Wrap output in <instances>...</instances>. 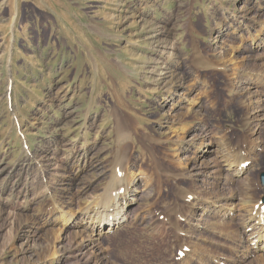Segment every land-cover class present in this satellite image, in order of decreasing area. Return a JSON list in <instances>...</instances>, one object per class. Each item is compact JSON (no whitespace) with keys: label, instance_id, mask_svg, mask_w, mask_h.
Masks as SVG:
<instances>
[{"label":"rangeland","instance_id":"1","mask_svg":"<svg viewBox=\"0 0 264 264\" xmlns=\"http://www.w3.org/2000/svg\"><path fill=\"white\" fill-rule=\"evenodd\" d=\"M263 24L264 0H0V264H264L248 203L213 206L246 196L218 172L237 154L262 205ZM196 157L210 177L193 176ZM120 162L136 179L126 223L96 252L72 223L54 240L52 205L77 214Z\"/></svg>","mask_w":264,"mask_h":264},{"label":"bare ground","instance_id":"2","mask_svg":"<svg viewBox=\"0 0 264 264\" xmlns=\"http://www.w3.org/2000/svg\"><path fill=\"white\" fill-rule=\"evenodd\" d=\"M262 28L264 29V26H262ZM261 35L263 36L262 39L258 37L259 35L252 37L253 38L252 44L256 45V47L260 46V48L262 47V45H259V43L264 44V32L263 33L261 32ZM232 54L233 53L230 52L229 55H227L228 58L227 62L229 64H232L231 65L232 69H235L236 67L233 66L234 58ZM198 60L196 64L199 67L201 65H204L203 63H200V61ZM166 91L169 92L168 89ZM249 94L252 98L255 96V93H253V91L250 92ZM196 100H198V97ZM196 100H194V102H190L189 105H193V104L198 105L199 102L197 103ZM257 101L259 103L261 101L264 102V99L260 100V98H257ZM255 109H258V106ZM259 111H263V108ZM258 116L259 115H257L256 117ZM261 117L263 118V116ZM119 132L121 134V131ZM128 138H130L133 142L135 141L134 137H128ZM203 144H204L203 140H201V142H199L198 144V150H201ZM210 148L211 150L208 151L207 153H214V151H216L215 149H212L215 147L211 146ZM203 152L204 151H202V153ZM87 154H88L87 151H84L83 154H81L80 158L76 159V163H75L76 169H82L84 167V165L86 164L85 158ZM223 157L224 159L220 161L221 165H219L218 172L220 173L221 171L226 172L227 175L224 176V180L226 181L227 180L239 181L242 184L243 193L246 196H244L245 198H243L242 200L237 199V196L236 197L227 196L225 198L216 199V201H213L215 203L213 205L214 209L217 211V213L219 212L226 214L227 213L226 211L228 210L226 208V205L229 202H233L237 200L239 205L241 206L244 204L246 205L248 203V206L246 205L243 212L241 213V215H244L243 216L244 218L242 219L241 222L242 229L245 232L249 233L246 247H249V250H254L256 253H258V255L264 256V208L262 207L264 203H262V205H257L255 209V204L259 200H252L248 195L249 187L251 186V183L254 178L253 176H251L252 174H249L250 168L252 167V162H251L252 158L244 157L238 154L228 155V158L225 157V155ZM129 158H130V154L123 156L121 158V161L126 163L128 162ZM196 161H198V163L195 164L191 170L194 173L193 176L194 177L206 176V178L210 177L211 173L207 171L208 162L204 159L200 160L197 157L195 159V162ZM121 165L122 163L120 162L118 173L116 174L114 173L116 179L114 180V183L112 184L111 188H109V190L106 189L103 192L102 196L99 197L97 201L88 204L87 206H85V208L79 210L77 214H74L73 212H64L62 209L60 208L58 209V206L52 205L56 210H58L56 219H58L59 222L57 223L58 226L51 230V235L54 238V240L58 242L61 239V234L64 231L65 226L67 224L72 223V227L76 228V230L73 232L76 238L77 237L81 238L83 236L82 242H85V245H89L90 248L93 250V252H96L95 248H97L98 246L97 243L99 239H101L102 234H107L109 232H112L126 223L127 208L131 205V200H133V199L131 200L128 199L127 196H129L128 193L131 191V188L134 186L136 179H135V172L130 168V166H127L128 164H125V166H121ZM177 166L180 169H187L186 168L187 165L185 163H179V165ZM220 175H218V177ZM31 224H33V220L31 221ZM52 224L54 223L52 222ZM54 253H55V248H52L51 254L54 255Z\"/></svg>","mask_w":264,"mask_h":264},{"label":"water","instance_id":"3","mask_svg":"<svg viewBox=\"0 0 264 264\" xmlns=\"http://www.w3.org/2000/svg\"><path fill=\"white\" fill-rule=\"evenodd\" d=\"M260 182L264 186V172L260 174ZM262 201L264 202V197H263Z\"/></svg>","mask_w":264,"mask_h":264}]
</instances>
